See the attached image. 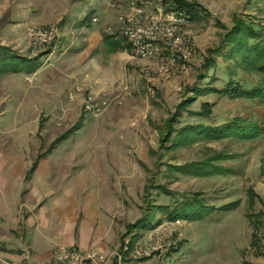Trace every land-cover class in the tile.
<instances>
[{
    "label": "rangeland",
    "instance_id": "374dc122",
    "mask_svg": "<svg viewBox=\"0 0 264 264\" xmlns=\"http://www.w3.org/2000/svg\"><path fill=\"white\" fill-rule=\"evenodd\" d=\"M196 1L204 9L200 20L184 28L193 52L182 69L183 63L173 64L168 55L136 57L124 39L113 38L122 48L109 51L105 38L111 35L105 30L127 12L114 0H0V46L37 59L39 67L0 75V264H37L57 246L52 205L66 202L91 209L102 205L119 240L127 225L150 209L151 229L128 235L126 245L138 238L118 264H264V214L255 218L254 245L252 225V216L264 213V134L244 140L205 136L176 145L181 137L194 139L195 131L228 126L234 118L264 123V102L196 95L209 86L223 90L231 80L245 90L260 83L259 74L227 59L228 46L219 55L211 51L224 43L235 17L264 33V0ZM45 27H55L60 40L53 48L34 50L28 30ZM208 58L212 67L206 66ZM88 96L110 105L98 114L86 112ZM185 100L195 103L161 147L167 120ZM206 105L209 118L201 115ZM42 153L50 157L44 191L42 177L37 176V189L30 185L35 172H22L20 165L31 166ZM215 153L231 156L214 163L228 172L202 177L179 170ZM249 190L256 196L253 210ZM194 197L217 210L203 220L173 223L167 213L148 207H172ZM42 203L52 212L44 213L40 224Z\"/></svg>",
    "mask_w": 264,
    "mask_h": 264
},
{
    "label": "trees",
    "instance_id": "16d2710c",
    "mask_svg": "<svg viewBox=\"0 0 264 264\" xmlns=\"http://www.w3.org/2000/svg\"><path fill=\"white\" fill-rule=\"evenodd\" d=\"M169 1V0H168ZM176 4L181 10L185 11L189 14L192 20H200L201 12L203 10L199 3L196 0H192L188 2L186 0H173L171 1ZM114 37H106L105 44L108 46L109 51L115 52L119 50L120 44L118 41H114ZM253 41L254 43H252ZM228 48L227 59L233 60L237 67H240L247 73H257L261 76L260 83L250 90H245L242 86L235 83V81L231 80L229 84L223 89L219 90L215 87L209 86L207 88H202L201 90H196V95L202 96L210 93L222 94L230 97L231 99L237 98H250L252 100H258L260 103L264 102V33L258 32L255 26L252 23H247L243 19L239 17L234 18V26L232 29L224 36V43L221 44L217 49L211 51L213 54H220L224 47ZM37 59L31 60L18 55H15L8 47L0 46V75L11 73V72H20L23 69H28L29 73L36 72L38 70ZM213 62L210 58L206 60V66L212 67ZM235 74L232 73L231 75ZM215 79L212 78L211 81ZM210 81V83H211ZM195 100L193 101H182L176 111L172 114V117L167 120L165 131L163 137L161 139V147H165V145L170 141L172 134L175 132L174 126L178 123L180 117L187 110L188 107L193 105ZM204 117H210V110L208 109V105L204 108L203 113L201 114ZM232 124L224 127H204L195 131L194 139H185L181 137L176 145H182L184 143H192L195 139L199 137H210L213 139H222L224 136H233L236 138L244 139H253L260 135L264 134V123L257 124L254 122H250L241 118H234ZM203 127V126H202ZM191 129V128H190ZM193 129V128H192ZM183 131V130H182ZM53 149V148H52ZM51 150H49L50 152ZM47 152V153H49ZM47 154H40L35 162L33 163L29 174H33L39 162L44 159ZM231 156L224 153H215L213 156L209 157L207 160L201 163H191L188 165L180 166L179 170L186 174H191L195 176H212L220 173L228 172L227 169L217 166L214 163L224 161ZM30 178V177H29ZM161 192L165 195L172 196L173 193L170 192L167 188L161 187ZM250 196V208L254 209V199L256 198L254 191L249 190ZM176 202V200H174ZM234 206L231 204L229 206H222L221 209H230ZM148 207H153L154 210L167 213L168 221L170 222H178V221H195V220H203L208 215L214 213L217 209L212 206H205L202 203L201 199L197 197L194 198H186L182 201L181 204L176 202L172 207L169 206H158V205H148ZM149 208L144 210L143 217L135 224V225H127V233L123 234L120 239V247L118 256L122 257V262L125 261V257L129 255L128 252L124 251L126 246V238L129 234L135 229L140 231H146L151 229L153 223V217L150 216ZM264 213L260 212L257 215L252 216L254 221L252 222L254 228L253 234V245L255 244V239L258 232V223L255 221V218L263 216ZM138 236L133 237L130 240L129 249H132L133 244L137 240ZM118 256L115 258L114 264H118ZM142 260L145 258H141Z\"/></svg>",
    "mask_w": 264,
    "mask_h": 264
},
{
    "label": "built area",
    "instance_id": "2783aa9c",
    "mask_svg": "<svg viewBox=\"0 0 264 264\" xmlns=\"http://www.w3.org/2000/svg\"><path fill=\"white\" fill-rule=\"evenodd\" d=\"M114 6L127 12L118 17L116 25L106 28L107 34L124 39L138 58L168 55L173 64L182 62L181 68H186L193 52L184 34L185 26L192 21L189 14L168 0H114ZM93 22L97 23L98 19L94 18ZM28 37L34 50L53 48L60 40L55 27L31 28ZM109 105L108 100H96L92 96L85 99V111L89 113H101ZM57 261L59 264H108L110 259L99 251L64 248L57 254ZM118 262H122L121 256Z\"/></svg>",
    "mask_w": 264,
    "mask_h": 264
},
{
    "label": "crops",
    "instance_id": "0c3cea01",
    "mask_svg": "<svg viewBox=\"0 0 264 264\" xmlns=\"http://www.w3.org/2000/svg\"><path fill=\"white\" fill-rule=\"evenodd\" d=\"M99 22L101 21L99 20ZM38 156L33 160L31 166H29V161H22L20 164L21 167H24L22 172L24 171L26 173V171H29ZM49 161L50 157L44 158L39 162L35 174L30 181V185L34 184L37 188V184H35L37 183V176L39 178L42 177L41 189L44 191L43 176ZM43 191L40 193H43ZM58 200L59 203L62 202L61 199ZM41 202H44V200ZM38 205L40 206L39 213L42 217L39 223L42 224L46 220L44 213L48 212L50 214L52 210H48L50 207L47 203ZM89 205L91 204L81 206L79 204H73L72 202L52 205L54 233L59 243L57 246L52 247L54 250L50 249L47 253L45 252V254L37 260V264H50V262L54 260L58 263L57 254L59 252L57 253V249H59V251L64 248H78L83 251L94 250L108 255V258H111V255H113L117 249L119 250L120 240L116 239V235L114 234V220L107 211L102 209V205L100 207L97 206L95 209H91ZM76 206L79 207L78 211L76 210ZM19 207L20 204L17 206V211ZM31 221L33 220L31 219ZM34 254L36 255L37 252ZM108 264H111V262L109 261Z\"/></svg>",
    "mask_w": 264,
    "mask_h": 264
}]
</instances>
